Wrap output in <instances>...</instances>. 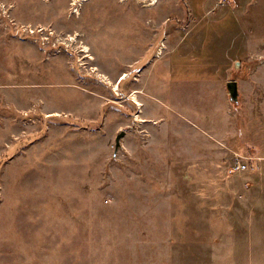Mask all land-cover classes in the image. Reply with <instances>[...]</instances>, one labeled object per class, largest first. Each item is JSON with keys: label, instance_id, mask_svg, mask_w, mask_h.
<instances>
[{"label": "rangeland", "instance_id": "1", "mask_svg": "<svg viewBox=\"0 0 264 264\" xmlns=\"http://www.w3.org/2000/svg\"><path fill=\"white\" fill-rule=\"evenodd\" d=\"M140 1L0 0V264H264V0Z\"/></svg>", "mask_w": 264, "mask_h": 264}, {"label": "built area", "instance_id": "2", "mask_svg": "<svg viewBox=\"0 0 264 264\" xmlns=\"http://www.w3.org/2000/svg\"><path fill=\"white\" fill-rule=\"evenodd\" d=\"M3 19L5 20L4 23H6L7 27H14V30H18L20 28L24 29L23 26H21V24H19L16 20H13V18L10 17V15L6 12V9L4 8V6L2 4H0V20ZM235 163V165L233 166V169L235 170H241L246 168V163L243 161V157H240L238 155L236 156H232L231 157Z\"/></svg>", "mask_w": 264, "mask_h": 264}, {"label": "bare ground", "instance_id": "3", "mask_svg": "<svg viewBox=\"0 0 264 264\" xmlns=\"http://www.w3.org/2000/svg\"><path fill=\"white\" fill-rule=\"evenodd\" d=\"M86 0H72V3L74 4L73 5V9H74V12H78L79 11V7L80 5ZM143 1H146V0H141L140 2H143ZM158 0H150V2L147 4V5H154ZM162 49H163V46H161L159 49H158V53H161L162 52ZM84 52H87L88 56L90 59L93 58V56L89 53V47L87 45H83V49H82ZM125 73H123L121 75V78L125 77ZM106 79H108L107 77H105ZM122 80V79H121ZM118 86V83H114V87L117 88ZM131 97L132 99L139 105L141 106L142 105V102L140 101V99L138 98L136 92H132L131 93Z\"/></svg>", "mask_w": 264, "mask_h": 264}, {"label": "water", "instance_id": "4", "mask_svg": "<svg viewBox=\"0 0 264 264\" xmlns=\"http://www.w3.org/2000/svg\"><path fill=\"white\" fill-rule=\"evenodd\" d=\"M239 61L235 62V65H238ZM226 89L228 91L229 99L232 102H237L240 97V90H239V81L237 79H229L226 81ZM124 134V131H121L116 136V145H119L120 138Z\"/></svg>", "mask_w": 264, "mask_h": 264}, {"label": "crops", "instance_id": "5", "mask_svg": "<svg viewBox=\"0 0 264 264\" xmlns=\"http://www.w3.org/2000/svg\"><path fill=\"white\" fill-rule=\"evenodd\" d=\"M187 36H188V34H186V35H180V38L178 39V40H176V42H175V45L171 48V50H169V54L170 53H174V52H176L177 50H178V48L179 47H181L182 45H183V43H185V41H186V39H187ZM189 45H190V43H189ZM213 65V64H212ZM225 81L223 82V84H225V88H226V81L227 80H229V78L228 77H225V79H224ZM240 84V83H239ZM189 85H191L192 87L194 86V87H196L197 86V83H190ZM203 85H205V84H203ZM190 86V87H191ZM191 87V88H192ZM239 88H240V85H239ZM205 89V88H204ZM208 89V91H209V87L207 88ZM228 92V91H227ZM238 156H240V157H243V161L245 162V156L243 155V154H240L239 153V155Z\"/></svg>", "mask_w": 264, "mask_h": 264}]
</instances>
